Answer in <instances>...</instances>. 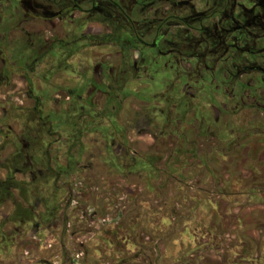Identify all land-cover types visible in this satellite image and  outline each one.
<instances>
[{
	"label": "flooded vegetation",
	"instance_id": "af4514ba",
	"mask_svg": "<svg viewBox=\"0 0 264 264\" xmlns=\"http://www.w3.org/2000/svg\"><path fill=\"white\" fill-rule=\"evenodd\" d=\"M131 122L139 137L152 128L149 147H131ZM98 135L125 181L146 168L176 180L170 164L196 155L194 138L217 137L222 156L251 157L248 176L238 175L243 189L201 188L200 201L254 197L264 208V0H0V156L22 157L14 172L32 180L40 156L45 172L68 175L80 141ZM254 245L236 254L264 261Z\"/></svg>",
	"mask_w": 264,
	"mask_h": 264
},
{
	"label": "rangeland",
	"instance_id": "374dc122",
	"mask_svg": "<svg viewBox=\"0 0 264 264\" xmlns=\"http://www.w3.org/2000/svg\"><path fill=\"white\" fill-rule=\"evenodd\" d=\"M151 129L144 128L146 134L139 137L131 122V147H149ZM44 136L45 144L55 137ZM96 139L80 141L82 150L72 157L68 175L45 172L40 156L33 163L35 171L42 170L36 180L28 172H14L23 169L22 157L9 164L8 151L1 153L0 179L10 176L16 186L8 192L0 188V264H264L258 251L245 253L244 261L236 254L243 244L264 245V208L254 204L256 198L241 197L235 204L200 201L201 188L216 191L233 184L243 189L238 175L248 176L251 157L231 160L217 153V137H208L204 146L201 137L194 138L197 156H178L170 164L176 180L146 168L129 172L125 181L100 135ZM60 144H52L51 157L65 167ZM160 157L156 165L162 170L168 161L165 154ZM142 248L153 252L152 259H129Z\"/></svg>",
	"mask_w": 264,
	"mask_h": 264
},
{
	"label": "trees",
	"instance_id": "16d2710c",
	"mask_svg": "<svg viewBox=\"0 0 264 264\" xmlns=\"http://www.w3.org/2000/svg\"><path fill=\"white\" fill-rule=\"evenodd\" d=\"M112 234H113V236L114 235L116 236L118 233L113 232ZM152 256H153V252H151L150 249L142 248L139 251H137L136 253H133L132 256L129 257V259L136 260L138 257H141L140 260L143 261V263H144L145 261L152 259Z\"/></svg>",
	"mask_w": 264,
	"mask_h": 264
}]
</instances>
